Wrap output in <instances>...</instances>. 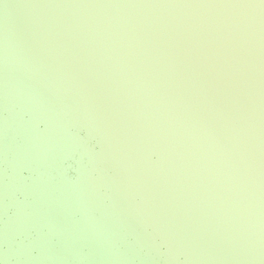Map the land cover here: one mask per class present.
<instances>
[{"label": "rangeland", "instance_id": "1", "mask_svg": "<svg viewBox=\"0 0 264 264\" xmlns=\"http://www.w3.org/2000/svg\"><path fill=\"white\" fill-rule=\"evenodd\" d=\"M15 100L30 119L16 120ZM9 107L14 116L0 114V133L23 136L21 144L12 137L13 167L27 165L52 196L41 170L50 156L65 214H42L49 205L36 196L14 198L0 169L3 264H11L9 250L16 264H38L27 243L13 240L39 223L68 242L47 248L41 235L34 240L52 264H61L55 248L79 264H264L258 10L177 0H0V113ZM2 140L0 155L9 158ZM76 153L70 179L60 159ZM7 195L15 211L5 217ZM80 236L96 258L73 247Z\"/></svg>", "mask_w": 264, "mask_h": 264}, {"label": "water", "instance_id": "2", "mask_svg": "<svg viewBox=\"0 0 264 264\" xmlns=\"http://www.w3.org/2000/svg\"><path fill=\"white\" fill-rule=\"evenodd\" d=\"M11 109H14V113L17 114V119L19 118H23V119H30L31 118V113L28 109L26 108H21L20 105V101L15 100L14 102L10 103ZM2 113H0L3 117L9 113L10 118H13V112H11L10 107L9 108H2ZM0 115V116H1ZM35 124L37 129H39V131H44L45 130V122L42 119H36L35 120ZM9 126L8 122L6 124V127ZM3 128V123L1 122L0 124V130ZM72 129H75L78 131V133L80 135L85 136L86 134V130L85 128H80V127H74ZM17 134V140L19 142L22 143V139L23 136L22 134L20 135V133L18 132H13L11 133H7L6 128L0 133V135L3 136V144L6 147V150H8L9 152V158H6L3 156V154L0 155V169L4 172V174L6 175L4 180H8L10 181V183H12L14 185V192H13V197L23 201L24 203H28L30 202L31 199L34 198V196L37 197V199L40 202V204H48L49 207L48 209L42 208V214L44 215H52V211L54 212V217L55 218H60L59 215L61 214H65L63 211H61L58 208V204H60L62 198H60V183H61V174L58 173L56 166L52 163V167L50 166L53 159L49 156V160L48 158L46 159L48 165L46 166V171L44 170V168L41 167V170L44 172V177L47 180V185H50V188L53 189V194L52 196H48V193H44L42 191L41 185L39 184V186L35 185L34 183V175L32 174V170L24 164L19 165L18 167H13L12 162L10 161V157L12 156H17L19 157V149L18 146L16 148H12L10 145H12L13 147L16 145L14 143H12V137ZM92 144H96L97 138H92ZM19 143V144H21ZM18 144V145H19ZM98 147H99V143H98ZM5 150V148H4ZM76 152V151H75ZM76 156L77 153L75 154H70L67 157H64L62 159H60V165L63 167V170L66 172V175L70 178V179H75L77 174H78V170H77V162H76ZM10 163H9V162ZM66 162H70L68 164H66ZM41 182V181H40ZM6 183H3L2 180H0V186L5 187ZM29 185V187L33 188V193L29 192L26 189V186ZM1 187V188H2ZM51 197L53 198V201L51 199ZM6 201H7V211L5 214V217L7 215H11L14 214L15 211V207L14 205H12L9 201V196L7 195L6 197ZM77 201H79L77 199ZM52 203V205H51ZM57 208V209H56ZM24 209H26V207H24ZM28 211V208L26 209V212ZM28 213V212H27ZM57 215V216H56ZM81 215V210L80 208H75L72 212H71V218L73 217L78 218ZM57 219V220H58ZM56 221V220H55ZM47 222V221H46ZM48 223V222H47ZM31 224V223H30ZM21 233L22 234H17V237L14 238L13 242L15 243L14 246H18L19 241H23L25 243H27V250L28 252L36 257L38 259L37 263L38 264H52L51 261V257H48L44 254V251L40 250V245L37 244L36 242H34V240L37 238L38 235H41V237L44 240V246L47 248H52L53 245H56L57 247H59L60 243L63 244H68V242H66V240H64V238H60L59 235H55V236H51L47 233V227L45 226V224H41L39 223V225H35V224H31V225H27L26 227H24L23 229H21ZM0 234H1V230H0ZM24 237H27L24 240ZM81 240H78V243L74 244L73 247L78 246L79 249L86 253V254H91L94 258L97 257V250L95 248H93L91 245H89V243L80 236ZM127 239L129 241H132V237H130V235L127 237ZM51 246V247H48ZM165 245L161 243V249L164 250L165 249ZM0 248L1 249H5L7 248V244L4 243L2 245V243L0 242ZM51 250V249H48ZM50 252V251H49ZM52 254L56 257V259H58V261L61 264H79L77 259H72V258H68L66 257L63 253L59 252L57 250V248L53 249V251H51ZM8 259H9V263L11 264H16L17 263V259L18 256H16V254L12 253L10 250L8 251ZM160 264H171L167 261H165L164 259L160 260ZM0 264H3V260L0 259Z\"/></svg>", "mask_w": 264, "mask_h": 264}, {"label": "snow or ice", "instance_id": "3", "mask_svg": "<svg viewBox=\"0 0 264 264\" xmlns=\"http://www.w3.org/2000/svg\"><path fill=\"white\" fill-rule=\"evenodd\" d=\"M184 6L232 7L256 9L264 19V0H177ZM70 162H66L68 164Z\"/></svg>", "mask_w": 264, "mask_h": 264}]
</instances>
